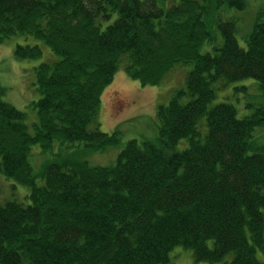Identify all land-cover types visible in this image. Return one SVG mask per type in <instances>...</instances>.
Listing matches in <instances>:
<instances>
[{"label": "trees", "instance_id": "obj_1", "mask_svg": "<svg viewBox=\"0 0 264 264\" xmlns=\"http://www.w3.org/2000/svg\"><path fill=\"white\" fill-rule=\"evenodd\" d=\"M245 10L247 0H0V44L32 35L59 59L35 67L37 120L3 99L0 173L30 187L31 202L0 203V264H170L190 248L208 264H264V16L242 47L235 21H221L222 45L205 20L211 2ZM43 54L17 44V59ZM193 63L186 86L157 110L156 138L129 139L113 165L87 156L121 143L100 128L102 94L120 65L141 85H158ZM253 79L263 102L240 116L213 103L218 90ZM246 91L247 86L236 88ZM262 134V133H261ZM264 136V133L262 134ZM181 139L188 146L177 150ZM84 143L35 172L32 145ZM42 180L37 183V178Z\"/></svg>", "mask_w": 264, "mask_h": 264}, {"label": "rangeland", "instance_id": "obj_2", "mask_svg": "<svg viewBox=\"0 0 264 264\" xmlns=\"http://www.w3.org/2000/svg\"><path fill=\"white\" fill-rule=\"evenodd\" d=\"M245 10L223 6L218 9L211 2V8L205 14V20L215 36L212 44H206L202 52L212 50L213 47L222 45L223 35L218 27L221 21H235L236 37L242 47H246V37L250 33L257 18L262 13L264 16V0H247ZM39 44L43 54L35 59H17L14 50L17 44ZM60 57L49 46L32 35L16 34L7 38L0 44V85L6 87L3 99L24 110L27 114V123L32 129V124L37 120V112L33 105L40 98L37 90L35 67L42 62L52 63ZM193 63L175 65L158 85L143 86L132 79L126 72L124 64L120 65L114 80L104 90L98 119L100 128L105 132H113L116 127L121 130V143L111 146L103 151L92 152L87 156L92 165H113L124 144L132 138H156L158 136L159 120L157 110L160 104H167L175 89L186 86L187 73L192 69ZM246 85V91L236 90L238 86ZM261 89L257 81L246 79L230 83L218 90V96L213 102H229L235 105L240 116L250 114L263 102ZM264 127L256 128L255 136L258 142H264ZM188 146L187 139H181L177 150H183ZM84 143L60 142L55 140L51 148L43 149L39 143L32 145L29 161L35 172H39L42 166L56 157L58 154H67L79 148ZM37 183L41 184L40 177ZM30 187L6 177L0 173V203L6 200H18L24 203L31 202L29 198ZM258 257L264 261V254L258 250ZM231 254L224 262L229 264ZM170 264H208L205 261H196L190 248L178 245L170 252Z\"/></svg>", "mask_w": 264, "mask_h": 264}]
</instances>
